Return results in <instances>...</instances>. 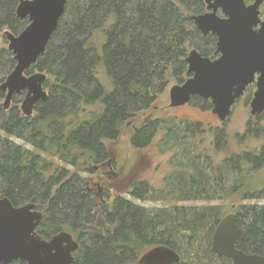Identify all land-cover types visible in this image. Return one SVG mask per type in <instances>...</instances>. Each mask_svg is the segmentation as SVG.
Returning a JSON list of instances; mask_svg holds the SVG:
<instances>
[{"label": "trees", "instance_id": "16d2710c", "mask_svg": "<svg viewBox=\"0 0 264 264\" xmlns=\"http://www.w3.org/2000/svg\"><path fill=\"white\" fill-rule=\"evenodd\" d=\"M19 2L0 0V34L19 35L28 25L16 16ZM205 11L202 0H68L46 52L28 71L47 74V100L25 116L17 105L23 94L5 110L0 91V198L17 206L35 203L45 238L64 230L81 241L73 264H138L137 257L156 245L175 249L181 255L176 264H214L225 258L212 249L225 204L171 202L264 200V179L256 177L264 169V144L216 165L201 141L205 126L171 116L143 122L131 138L143 150L160 137L159 153L174 152L170 164L180 170L165 177L163 189L133 175V198L165 205L147 208L118 196L111 208L98 209L87 192L83 175L110 158L108 143L119 140L125 123L152 108L171 79L181 84L188 78L189 49L216 56V37L203 35L192 19ZM15 64L12 52L0 48V84ZM190 103L212 107L198 96ZM244 138L264 140L261 115L248 121ZM228 140L216 129L213 147ZM236 215V247L264 256V205H241Z\"/></svg>", "mask_w": 264, "mask_h": 264}, {"label": "water", "instance_id": "95a60500", "mask_svg": "<svg viewBox=\"0 0 264 264\" xmlns=\"http://www.w3.org/2000/svg\"><path fill=\"white\" fill-rule=\"evenodd\" d=\"M68 0H20L16 16L28 25L19 34L5 31L8 49L16 62L0 84L3 107L8 110L16 95L23 94L21 112L32 116L36 106L46 101L47 74L28 71L46 52L57 31ZM206 11L192 15L195 27L216 37L212 59L192 49L187 56L189 77L170 89V107L189 104L193 97L210 100L212 112L225 122L249 85L256 83L250 103L251 115L264 120V0H202ZM43 213L35 203L16 206L8 197L0 198V264L23 260L27 264H73L79 248L71 234L61 232L51 241L37 233ZM239 226L236 213L226 215L213 234V251L233 264H264V256L246 253L236 247ZM181 255L166 245H157L138 257V264H176Z\"/></svg>", "mask_w": 264, "mask_h": 264}, {"label": "rangeland", "instance_id": "374dc122", "mask_svg": "<svg viewBox=\"0 0 264 264\" xmlns=\"http://www.w3.org/2000/svg\"><path fill=\"white\" fill-rule=\"evenodd\" d=\"M2 47L8 49V41L4 33L0 34V48ZM189 50L191 51L192 49ZM33 72H35V70ZM103 79L105 80V78ZM177 84L178 82L176 80L171 79L166 90L159 96L157 103L149 110L138 115L135 119L126 122L123 127V132L121 133L120 138L116 143H108L111 146V150H113L112 152L114 155V159L117 162L118 167L124 166L125 174L135 175L136 180L147 181L153 187L159 190L165 187V177L175 170L179 171L180 168L174 169L170 164V158L172 157L174 152L166 154L159 153L156 147V141H158L160 137H157L155 143L148 149L140 150L132 145L131 138L135 130L140 127L143 122L158 118H168L171 116L178 119H186L187 121H196L202 123L207 130L205 136L201 139V141L205 147L211 150L210 154L214 158V162L216 165L222 163V161L231 154H236L247 149L260 147V145L264 144L263 139L244 138L247 123L251 118H253V116L251 115L250 107V103L253 99L251 96L247 94L243 98H241L240 101H238L233 107V111L229 118L225 122H221L218 119L217 115L212 112V107L210 109H200L199 105L189 103L177 108H171L170 89ZM251 90L253 92L254 86H252ZM23 98L24 95H22V97H20V99L18 100L19 102L17 105L19 106V109L21 108ZM14 103L15 101H13L12 105ZM216 129H224L229 136L228 142H220L217 150H215V148L213 147ZM11 140L17 145H24L25 147L28 146L21 139L12 137ZM203 163L205 167H209L205 163L204 159ZM88 176L89 174L85 173L83 175V178H87ZM256 177L258 179H264V169L259 174H257ZM124 186L125 187H123V190H120V192L117 190H111L110 192H108L109 196H111L112 198L116 193H121L123 198H126L138 205L145 206L147 208H161L166 204L164 202H144L137 200L131 196V189H133V185L130 187V190L128 187L126 188V184ZM108 201L111 202L112 200L110 199ZM222 202L223 201L218 200L198 201L189 199L183 202L173 201L171 202V204H175L176 206H207L225 204L223 206L226 210V215L231 212L237 213V209L241 205H264V200H246L240 203L239 201H228L227 203ZM214 264L233 263L230 259L224 258L223 260L215 261Z\"/></svg>", "mask_w": 264, "mask_h": 264}, {"label": "flooded vegetation", "instance_id": "af4514ba", "mask_svg": "<svg viewBox=\"0 0 264 264\" xmlns=\"http://www.w3.org/2000/svg\"><path fill=\"white\" fill-rule=\"evenodd\" d=\"M216 55V53H215ZM217 55L214 57L216 58ZM212 58V59H214ZM252 86H254V90L252 92L251 88ZM256 91V83L249 85L243 96L241 98H243L245 95H249L253 98L254 92ZM252 92V93H251ZM239 98L236 103L238 101H240ZM13 103V102H12ZM235 103V105H236ZM212 104V103H211ZM12 105V104H11ZM234 105V106H235ZM233 106V107H234ZM10 109V108H9ZM8 109V110H9ZM124 166L118 167L117 162L114 159V155L111 152V156L108 160H106L105 162H103L102 164H98V165H94L93 167V171L89 172V176L86 178V188H87V192L90 193L92 195L93 200L95 201V206L96 208H103V207H107V208H111L112 204L114 203L115 199L119 196L122 197L121 193H113L115 194L112 198L111 196H109L108 192H110L111 190H117L120 192V190H123L122 188L125 187L124 185L126 184V188L128 187L130 190V187L134 184L133 180L134 177L132 174H125L124 171ZM133 182V183H132ZM130 184V185H129ZM132 190V189H131ZM108 197V198H107ZM123 198V197H122ZM112 200L111 202L108 200ZM24 205V204H23ZM17 206V205H16ZM20 206V205H19ZM36 208L38 210H40L37 205ZM41 211V210H40ZM42 212V211H41ZM237 216V215H236ZM40 225V224H39ZM218 226V225H217ZM39 227V226H38ZM38 227H37V233L39 235H41L44 239L51 241L53 239L54 236H56L57 234L61 233V232H66L71 234L70 232L67 231H58V232H50V236L49 237H44L40 232H38ZM217 228V227H216ZM216 230V229H215ZM215 232V231H214ZM73 239L75 241H77L79 243V248L78 250L74 253V257H75V261L78 257V252L79 249L81 247V241H79L78 239H76L73 234H71ZM157 246V245H156ZM151 249V248H150ZM212 249H213V238H212ZM149 250V249H148ZM147 250V251H148ZM140 256V255H139ZM138 256V257H139ZM138 257H137V262H138ZM222 258V257H219ZM226 258V257H225ZM74 261V262H75ZM73 262V263H74ZM8 264H27L26 261L23 260H14Z\"/></svg>", "mask_w": 264, "mask_h": 264}, {"label": "bare ground", "instance_id": "6f19581e", "mask_svg": "<svg viewBox=\"0 0 264 264\" xmlns=\"http://www.w3.org/2000/svg\"><path fill=\"white\" fill-rule=\"evenodd\" d=\"M259 154V153H258ZM264 163V162H263ZM262 166V165H261ZM258 169V168H257ZM253 170V169H252ZM246 182H244V184H245Z\"/></svg>", "mask_w": 264, "mask_h": 264}]
</instances>
